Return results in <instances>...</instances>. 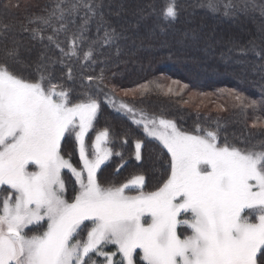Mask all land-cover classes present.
Instances as JSON below:
<instances>
[{
    "label": "snow or ice",
    "instance_id": "obj_1",
    "mask_svg": "<svg viewBox=\"0 0 264 264\" xmlns=\"http://www.w3.org/2000/svg\"><path fill=\"white\" fill-rule=\"evenodd\" d=\"M19 7V0L0 5L5 12ZM105 7L104 0H55L46 15L18 28L0 21V264H264V141L245 139L238 146L224 136L221 142L218 121L215 128L197 124L183 131L163 115L110 100L166 149L169 160L151 191L142 172L119 184L100 181L98 173L113 157L120 159L117 175L127 164L111 146L107 127L86 139L100 111L92 82L99 89L105 78L103 69L96 76L85 70H94L103 50L126 38ZM207 7L213 13L222 7L230 18L257 11L264 18L257 0H208ZM123 11L121 4L110 14ZM180 11L178 0H162L159 8L149 2L134 14L139 22L158 12L161 23L171 25ZM93 23L95 37L89 35ZM257 31L264 41V19ZM24 32L44 46L34 58L18 38ZM240 52L254 53L261 63L253 71L264 73V47L256 38ZM77 74L87 82L82 91L75 87ZM139 89L150 90L148 84ZM227 91L242 107H257ZM172 92L169 86L165 94ZM258 125L264 131V121H253ZM141 149L138 139L137 162ZM76 155L79 166L72 162ZM64 170L74 177L71 200Z\"/></svg>",
    "mask_w": 264,
    "mask_h": 264
},
{
    "label": "trees",
    "instance_id": "obj_2",
    "mask_svg": "<svg viewBox=\"0 0 264 264\" xmlns=\"http://www.w3.org/2000/svg\"><path fill=\"white\" fill-rule=\"evenodd\" d=\"M149 2L156 3L159 8L162 0H104L106 18L126 38L105 48L104 54L98 57V61L103 62L94 65V70H85L87 75L96 76L103 69L105 78L103 84H99V89L98 82H92V91L97 93L100 111L95 131H90L86 139L90 143L97 131L107 127L114 141L111 146L115 151L122 152L127 161L117 175L115 168L120 159L113 157L98 173L100 181L119 184L133 173L142 172L146 176V191L153 190L161 174L165 173L169 156L158 141L146 137L142 126L135 125L130 118L111 106L109 101L112 96L138 112L143 110L149 115H163L174 120L183 131H194L197 124L215 128L218 121L221 126V142L224 136L238 146L245 139H250L252 143L264 141L261 126L252 127L253 121H264V105L261 104L264 100V73L253 71L261 61L252 52H240L254 38L264 47V41L258 39L257 31L264 18L260 17L258 11L235 18L225 17L222 7L216 13L210 11L207 7L208 0H178L181 11L175 23L162 24L158 19V12L138 22V17L134 14L136 9ZM6 3L8 0H0V5ZM54 3L55 0H19L18 9L5 12L0 8V21L14 24L18 28L20 23L27 24V18L31 16L46 15V9L50 11ZM121 4L124 5V11L120 16L110 14L115 13ZM257 4H264V0H257ZM95 27L93 23L89 33L92 37H95ZM46 34H51V29ZM18 38L32 48L33 58L43 50L44 46L31 41L27 32L18 33ZM60 38L64 39L63 36ZM2 48L3 44L0 43V54ZM48 54L59 56L55 49H49ZM57 74L59 75V66ZM164 80L179 81V84L187 87L181 94H165L155 86L156 83L163 84ZM81 83L87 87V82H82L77 74V91L84 90ZM144 84H148L150 90L142 94L143 90L139 86ZM113 87L115 91L112 90ZM124 89L131 91L124 96ZM228 89L246 97L245 104L257 101V107H242L241 102ZM193 92L209 94L220 100L218 105L215 102L218 107L213 104L205 108L189 105L188 94ZM125 139L128 141L126 145L123 144ZM138 139L142 141L140 162L134 158V144ZM72 162L79 166L78 155L73 157ZM65 183L67 197L71 200L75 187L71 173L65 174Z\"/></svg>",
    "mask_w": 264,
    "mask_h": 264
},
{
    "label": "rangeland",
    "instance_id": "obj_3",
    "mask_svg": "<svg viewBox=\"0 0 264 264\" xmlns=\"http://www.w3.org/2000/svg\"><path fill=\"white\" fill-rule=\"evenodd\" d=\"M162 85L164 86V88L162 90L164 93H166L167 88L169 86L173 89V92L170 93V94H181L186 89V87L184 85H182V84L173 83V80H164ZM122 95L126 96L124 94V92H122ZM188 96H189V98L187 99L188 104L191 105V106H195L197 108H205L206 106H208L210 104H213L215 107H218V106L215 105V102H217L216 104L218 105L219 101H220V100L214 99L213 96H211L209 94L208 95H204V94H198V93H194L193 92V93H189ZM111 100L115 101L117 107L119 106L120 103H124L123 101H121L120 99H118L117 97H114V96L111 97ZM114 109L116 110V108H114ZM117 112H119V113L127 116L128 118H130V115L127 114L124 111H117ZM137 113H138V111H137ZM149 138H151V137H149ZM151 139H154V138H151ZM66 173H70V172H68L67 170H64V178H65V174ZM66 196H67V191H66ZM106 250L110 251V250H113V249L109 248V249H106Z\"/></svg>",
    "mask_w": 264,
    "mask_h": 264
}]
</instances>
